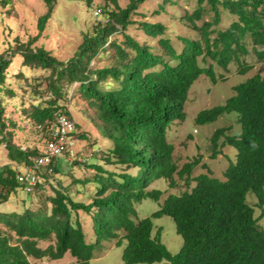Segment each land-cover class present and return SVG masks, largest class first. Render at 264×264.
Returning a JSON list of instances; mask_svg holds the SVG:
<instances>
[{
	"label": "trees",
	"instance_id": "trees-1",
	"mask_svg": "<svg viewBox=\"0 0 264 264\" xmlns=\"http://www.w3.org/2000/svg\"><path fill=\"white\" fill-rule=\"evenodd\" d=\"M42 1L46 13L38 18L39 32L56 0ZM111 1L113 9H103L105 20L92 22L65 60L32 46L35 38L16 44L21 66L48 71L34 83L38 99L20 111L43 146L55 115L68 113L63 101L69 91L99 119L109 146L93 151V161L85 164L88 175L65 172L54 159L50 175H41L49 190L39 183L27 191L17 181L14 164L27 166L42 152L16 146L5 135L10 134L4 132L7 124L15 125L11 119L5 123L3 97L4 92L13 96L5 87L12 61L0 54V134L10 161L0 167V264L57 260L65 253L74 258L72 264H89L102 242L116 238L117 244L126 240L124 264H264V227L246 202L252 191L256 205H264V0H190L191 9L183 3L187 0H129L125 7ZM250 53L262 70L232 86L223 104L200 110L194 118L205 124L237 114L240 134L217 129L210 145L214 157L217 140L225 134V142L236 149L235 160L222 180L192 176L197 161L178 167L167 133L173 123L185 120L189 89L200 76L215 81L214 65L227 69L231 63L237 73H248L254 68L245 60ZM160 178L168 192L147 189ZM177 180L184 190L173 194ZM165 192L151 217L172 219L182 238L174 254L160 241L161 228L154 232L151 218L138 217L136 210L143 200L158 201Z\"/></svg>",
	"mask_w": 264,
	"mask_h": 264
},
{
	"label": "rangeland",
	"instance_id": "rangeland-1",
	"mask_svg": "<svg viewBox=\"0 0 264 264\" xmlns=\"http://www.w3.org/2000/svg\"><path fill=\"white\" fill-rule=\"evenodd\" d=\"M155 1L148 0L147 3ZM116 2L121 7H125L129 0H116ZM183 3L188 5L189 9L193 6L190 0ZM113 7L111 0H91L90 4H87L86 0H56L52 13L44 25V30L39 32L37 28L38 18L46 13V7L42 0H0V54L5 53L8 59L12 61L7 69L5 87H11L13 96L7 97L5 92H2L5 107L4 117L6 124L9 119L15 120L13 127L7 124L4 130L5 133L10 134H4L7 135V138L13 144L23 149L36 147L39 152L43 151L44 146L42 140L39 139L40 134L36 131H31L26 123L27 119L22 117L20 111L30 101L38 99V93H33L34 83L43 80L37 77H43L48 73V71H42L39 68L31 70L27 66H21L22 58L17 52L16 44L19 42L25 43L35 38L36 41L32 43V46H42L57 59L65 60L76 50L81 42L82 33L88 30L92 22L105 20L103 9H113ZM94 8L102 9V13L97 18L93 16ZM245 60L249 64L254 65V68L249 70L248 73H237L236 65L231 63L227 69L214 65L215 81H212L207 76H200L189 89L184 107L185 120L182 123H173L167 133V137L173 139L175 143L178 167L188 161H197L193 168L192 174L194 176L204 173L222 179L223 171L229 163L234 162L235 149L227 143L219 146V154L216 158H211L209 138L215 130L224 126H229L225 134L231 136L239 135L241 127L236 121L237 114L235 112L225 113L215 121L206 124H198L194 118L200 110L223 104L232 95V86L244 81L253 73L262 70L261 66L256 64L255 58L251 53L245 57ZM43 88L44 83L39 87V93L43 94ZM63 102L75 122L74 134H72L74 150L78 155L92 154V157L89 156L88 161L80 163L77 160L62 156L56 158L54 162H58L63 171L72 172L75 176L82 177L89 174L85 169V164L93 161L95 156L93 151L104 150L109 146V143L98 127L100 124L99 119L85 102L74 96L70 91L67 99ZM81 135H84V137H81ZM222 140L224 138L220 142ZM6 153L7 150L5 149V144L1 142L0 134V167L10 162ZM202 164H205V166H202ZM22 165L17 167L14 164L15 168L18 169H22ZM43 172H46L45 168L39 170L40 183L41 185L43 184V189L49 190L50 188L44 184L45 182L41 178ZM49 178L52 179L53 177L49 176ZM65 178L67 179L68 176ZM178 185L179 182L177 180V187ZM147 189L164 191L167 189V185L164 179L160 178L152 181ZM183 190L184 187L179 186L171 190V193L180 194ZM166 191L168 192V190ZM167 192L158 201L143 200L137 205L136 210L138 217L151 218L155 226L154 232H156V228H161L160 241L170 253L174 254L179 251L182 245V238L176 233L172 219L168 215H162L158 218L151 217L152 212L157 210L162 204ZM21 195L29 199V194L24 190ZM37 201L38 198L33 196L31 198L33 205L31 206L35 207L38 203ZM246 202L254 207V216L258 217V224L264 227V214L261 215L262 211L264 213V205L262 207L256 205L257 197L252 191L247 193ZM8 205L4 204L2 208L5 210ZM117 241L118 239L116 238L108 242H102L96 248L94 258L89 261V264H124L121 255L126 240L123 239L119 244H117ZM42 246L44 247L45 244H42ZM31 262L33 264H72L74 258L69 253H65L62 258L57 260L31 259ZM151 264L161 263L154 262Z\"/></svg>",
	"mask_w": 264,
	"mask_h": 264
},
{
	"label": "built area",
	"instance_id": "built-area-1",
	"mask_svg": "<svg viewBox=\"0 0 264 264\" xmlns=\"http://www.w3.org/2000/svg\"><path fill=\"white\" fill-rule=\"evenodd\" d=\"M100 14V8L93 9L94 18H97ZM74 128L75 122L69 113L62 111L55 115L48 129V136L41 155L33 158L29 165L16 170L15 177L17 181L24 183L27 191H31L34 186L39 185L40 169L45 168L50 175L51 169L49 165L54 159L66 156L68 159H74L82 163L88 161L89 156L92 157V154L78 155L74 150V142L72 140Z\"/></svg>",
	"mask_w": 264,
	"mask_h": 264
},
{
	"label": "clouds",
	"instance_id": "clouds-1",
	"mask_svg": "<svg viewBox=\"0 0 264 264\" xmlns=\"http://www.w3.org/2000/svg\"><path fill=\"white\" fill-rule=\"evenodd\" d=\"M206 109V108H205ZM69 113V112H68ZM222 116V115H221ZM215 121V120H214ZM206 124V123H205ZM227 127H229V126H224V128H227ZM220 129V128H219ZM227 130H228V128H227ZM227 130H226V132H227ZM216 131V130H215ZM213 134H214V132H213ZM213 134L211 135V137L209 138V148H210V145H211V138H212V136H213ZM227 135V134H226ZM225 134L224 135H222V136H219V138H218V140H217V145H216V147H215V150H214V153H215V156L214 157H212L211 156V154H210V157L211 158H216L217 156H218V154H219V146L221 145V144H225V143H227V142H225V136H226ZM222 138H224V140H222L221 142H220V140L222 139ZM173 140V139H172ZM228 144V143H227ZM230 145V144H229ZM235 149V148H234ZM210 153H211V151H210ZM235 155H236V149H235ZM235 160V159H234ZM202 165H204L205 166V164H202ZM23 167V166H22ZM224 172V171H223ZM192 176H194L193 174H192ZM214 177V176H213ZM218 179H220V178H218ZM222 179H224V178H222ZM221 179V180H222ZM189 190H190V188H189ZM254 193V192H253ZM255 194V193H254ZM257 197V196H256ZM248 204V203H247ZM249 205V204H248Z\"/></svg>",
	"mask_w": 264,
	"mask_h": 264
}]
</instances>
